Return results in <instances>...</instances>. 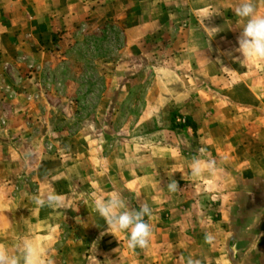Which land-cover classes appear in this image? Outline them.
<instances>
[{
    "label": "crops",
    "instance_id": "1",
    "mask_svg": "<svg viewBox=\"0 0 264 264\" xmlns=\"http://www.w3.org/2000/svg\"><path fill=\"white\" fill-rule=\"evenodd\" d=\"M157 7L149 0H0V243L10 251L30 238L44 264H264V65L249 60L218 67L215 52L205 58V51L193 48L194 63L207 59L210 75L208 92L189 101L208 107L196 121V136L187 128L148 129L123 139L99 130L130 89L129 63L152 38L144 34L150 20L142 14ZM99 19L113 22L126 48L115 63L102 66L100 58L95 74L102 84L93 111L68 134L72 102L87 86L80 84V69L69 67L73 52L67 49L88 38L78 24ZM178 38L173 43L179 45ZM183 53L179 47L174 56ZM26 61L61 75L62 97L41 95L40 73L29 72ZM185 105L175 107L185 112ZM165 112L160 117L168 123ZM190 115L194 121L198 112ZM46 140L54 152L45 151ZM197 157L213 160L215 172L193 177L189 164ZM173 179L179 188L169 192ZM46 191L61 195L63 204L36 205L33 197ZM114 193L128 209L150 207L148 247L129 249L125 233L105 231L93 198Z\"/></svg>",
    "mask_w": 264,
    "mask_h": 264
},
{
    "label": "rangeland",
    "instance_id": "2",
    "mask_svg": "<svg viewBox=\"0 0 264 264\" xmlns=\"http://www.w3.org/2000/svg\"><path fill=\"white\" fill-rule=\"evenodd\" d=\"M149 1H153V4L158 6V9L154 8L149 12L145 8L146 12L144 11L142 14V17L150 20V25L144 34L145 36L152 35V38L149 42L141 44L140 50H137L136 53L140 57L134 58L133 62L129 63L134 70L130 76L126 75L131 85L130 89L120 106L108 110V119L99 125V130L105 135L108 134V137L117 135L123 139L148 129L187 128L196 136L198 117L200 119L209 112L208 107L199 108L193 106V102L189 101L198 93L208 92L205 86L208 84L210 75L208 67L205 68L207 59H202L201 64L197 65L192 57V49L200 47L202 51H205V58H208L209 52H215L218 67L227 66V64H240L237 59L229 57L234 54L237 57H242L235 51L239 47L237 37L242 29L238 26L242 22L232 10L238 0ZM257 3L258 13L264 14V4L259 3V0ZM152 19L156 22L151 26ZM83 24H78V33L82 38L87 36L88 38L81 43L76 42L74 46H70L72 50L67 49V51L73 52V63H68L69 67L74 66L80 69V84L85 88L87 86V90L72 102L75 107L73 108L74 112L70 114L74 120L64 126V130L68 134L82 127L84 120L90 117L93 111L94 98L102 84V77H97L95 74L99 66L102 65L100 58H104L102 66H106V63H112L119 59L115 55L120 48L121 52H124L126 48V45L124 48V39L121 37L120 30L113 25L112 21L99 19V21H89V23L84 21ZM156 24H158L157 27H155ZM177 37L180 38H178L179 45L173 43ZM179 47H182L183 55L181 57L174 56ZM19 60L25 61V58ZM255 62L264 65V62ZM28 63L32 64V68H29ZM26 66L29 72L40 73L38 84L42 89L41 95L50 91L57 97H62L60 79L63 80V78L61 75H50L49 71L30 61H26ZM130 67L128 66L127 72L130 71ZM151 86L154 88L152 91L149 89ZM36 96L37 93H34L33 100L37 98ZM148 97L154 99L152 103L148 101ZM208 99L209 97L201 98L202 101H208ZM181 100L186 103L185 112H179V108L175 107L177 103L182 102ZM173 101H175V105H167ZM261 108L264 113V107ZM165 110H169V112H165L169 116L168 123L160 117L163 114L162 111ZM195 110L198 112V116L192 121L193 127L186 125L187 120H192L190 114ZM221 113H224V108ZM153 117L154 121L151 122ZM2 123L3 121L0 122V124ZM43 148L49 153L55 151L54 143L51 140L44 141ZM22 181L27 183L25 175H23ZM13 190L17 191L18 189L14 187ZM28 191L33 193L34 186L30 185ZM132 208L139 209L136 205H132Z\"/></svg>",
    "mask_w": 264,
    "mask_h": 264
},
{
    "label": "clouds",
    "instance_id": "3",
    "mask_svg": "<svg viewBox=\"0 0 264 264\" xmlns=\"http://www.w3.org/2000/svg\"><path fill=\"white\" fill-rule=\"evenodd\" d=\"M259 3L264 4V0H259ZM257 7V0H238L232 8L235 16L242 22L238 26L242 29L237 37L239 47L235 49L242 56V59L235 57L242 66L249 60L264 62V14H259ZM189 171L193 177L214 173L215 162L211 159L205 161L198 157L193 158L189 164ZM178 188L179 185L174 179L167 184L169 192H176ZM33 200L41 207L63 204L62 196L54 191L38 194ZM93 210L106 222V232L114 235L117 232L126 234V246L129 249H143L149 246L153 229L145 220L146 216L151 215V209L146 203H142L139 209H128L121 195L114 193L107 197H94ZM211 240L212 236L207 235L206 242ZM0 264H44V261L36 242L30 238H22L15 244L14 251L0 243ZM47 264H52V261L49 260Z\"/></svg>",
    "mask_w": 264,
    "mask_h": 264
},
{
    "label": "trees",
    "instance_id": "4",
    "mask_svg": "<svg viewBox=\"0 0 264 264\" xmlns=\"http://www.w3.org/2000/svg\"><path fill=\"white\" fill-rule=\"evenodd\" d=\"M187 120V119H186ZM186 125L193 127V122L191 120H187L185 122Z\"/></svg>",
    "mask_w": 264,
    "mask_h": 264
},
{
    "label": "built area",
    "instance_id": "5",
    "mask_svg": "<svg viewBox=\"0 0 264 264\" xmlns=\"http://www.w3.org/2000/svg\"><path fill=\"white\" fill-rule=\"evenodd\" d=\"M19 59H24V58H23V56H20ZM28 66H29V68H32V64L31 63H28Z\"/></svg>",
    "mask_w": 264,
    "mask_h": 264
}]
</instances>
